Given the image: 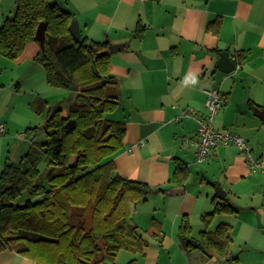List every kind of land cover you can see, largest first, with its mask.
Segmentation results:
<instances>
[{"label": "crops", "instance_id": "crops-1", "mask_svg": "<svg viewBox=\"0 0 264 264\" xmlns=\"http://www.w3.org/2000/svg\"><path fill=\"white\" fill-rule=\"evenodd\" d=\"M56 1L78 22L81 38L126 46L109 54V73L118 80L120 94L113 118L126 126L112 160L119 176L151 187L153 204L143 216L135 211L133 222L150 244L143 256L125 251L127 263L264 264V122L255 115V110H264V0ZM3 20L0 13V26ZM138 22L145 31L134 38ZM222 52L236 65L230 74L216 68ZM34 63L0 56V124L5 127L0 173L11 163L12 150L23 145L25 153L29 150L25 129L43 126L48 110L59 104L50 105L56 90ZM211 89L223 100L213 118L215 130L242 137L259 167L252 169L234 145L219 144L202 163L196 161L190 141L197 138L195 118L205 115V91ZM176 160L188 167L183 186L171 179ZM217 186L225 193L223 199ZM180 187L181 195L170 194ZM225 198L237 211L216 215L204 227V214H199ZM188 215L194 239L220 224L231 227L225 258L207 259L195 251L190 261L193 254L182 250L177 237ZM0 264L35 263L16 249H5Z\"/></svg>", "mask_w": 264, "mask_h": 264}, {"label": "trees", "instance_id": "trees-1", "mask_svg": "<svg viewBox=\"0 0 264 264\" xmlns=\"http://www.w3.org/2000/svg\"><path fill=\"white\" fill-rule=\"evenodd\" d=\"M71 21V13L56 0H17L14 15L0 26V56L32 60L42 66L51 88L70 92L65 110L55 105L41 128L25 129L30 147L18 164L3 166L0 251L16 249L35 264H110L120 251L144 255L149 243L133 216L152 189L116 173L112 158L126 126L113 118L120 94L118 80L109 73L108 44L87 38L76 42L68 29ZM40 23L45 51L34 39ZM144 31L138 22L134 38ZM68 121H74L71 129L65 128ZM40 130L45 139L38 143L34 138ZM187 177V165L176 160L172 181L183 186ZM236 211L226 198L213 201L201 222L206 227L214 216ZM177 237L187 255L199 251L207 259L225 258L231 227L220 224L194 239L184 217Z\"/></svg>", "mask_w": 264, "mask_h": 264}, {"label": "built area", "instance_id": "built-area-1", "mask_svg": "<svg viewBox=\"0 0 264 264\" xmlns=\"http://www.w3.org/2000/svg\"><path fill=\"white\" fill-rule=\"evenodd\" d=\"M205 94L206 113L204 116L195 118L197 122V138L190 141L196 151V161L202 163L207 158L209 152L219 144L223 146L234 145L246 155L247 163L252 169L259 167V164L252 159L246 141L242 137L231 132H219L215 130L213 118L222 108L223 100L217 90H206ZM4 131V125L0 124V137ZM185 142L187 143L189 140Z\"/></svg>", "mask_w": 264, "mask_h": 264}, {"label": "rangeland", "instance_id": "rangeland-1", "mask_svg": "<svg viewBox=\"0 0 264 264\" xmlns=\"http://www.w3.org/2000/svg\"><path fill=\"white\" fill-rule=\"evenodd\" d=\"M16 1L17 0H0V13H1V17L2 18L3 17L4 18H6V17L9 18V17H12L14 15ZM54 90H56L55 91V94H53V97H50L49 98V99H53V101L49 102L50 105L58 102L59 104H61L63 110H65L66 105H67V102L70 99V92L67 91V90H63V89H54ZM41 127L42 126H40V128ZM44 139H45V135H44L43 131L40 130V132L34 138V141L39 143V142L44 141ZM26 146L27 145L21 146L23 148L21 151H20V148L21 147L18 150L17 149H15V151L12 150V152L10 154V159H9L11 163L18 164V162L20 161V158L24 155V153L26 151V149H25ZM152 206H153V204H152V198L150 199V196H149L146 202H144V203H142L140 205H137V207H136V213H138L139 215H142L143 216V213L145 211L148 212L149 210H151ZM157 209H158V207H157ZM159 209H161V208H159ZM201 214H205V212L204 213H200L199 214V217L201 216ZM190 215L191 216H193V215L195 216L196 213L195 212H191ZM186 218H187L188 221L190 220V216L189 215ZM189 223H190V221H189ZM152 224H153V222H151V226H152ZM191 234H192V225H191ZM149 238L151 239V238H154V237H153L152 234H150L149 235ZM147 241L150 244L149 240H147ZM194 253L195 252L193 251L192 252L193 255L191 254L192 256L189 257L190 258V261H192L193 257L196 255V253L195 254ZM126 256H128V255H127V253L125 251H120L117 254V256H116L114 263H110V264H129L125 260Z\"/></svg>", "mask_w": 264, "mask_h": 264}, {"label": "water", "instance_id": "water-1", "mask_svg": "<svg viewBox=\"0 0 264 264\" xmlns=\"http://www.w3.org/2000/svg\"><path fill=\"white\" fill-rule=\"evenodd\" d=\"M69 33L71 34L72 38L78 42L81 38L80 33V27L76 20H72L69 25ZM34 39L37 41L42 49V51H45V45H46V37H45V25L43 23H40L35 31ZM126 48L124 44H113L108 46L107 52L110 54L117 53L119 51H122ZM107 52H103L102 54H105ZM216 68L223 74H230L236 70V65L229 57V54L227 52H222L218 58ZM255 115L264 122V110H255ZM74 124V121H68L65 124L66 129H71ZM216 192L218 194V197L220 199H223L225 197V193L220 188V186L216 187ZM183 193L182 188H176L174 190L170 191V194L172 196H178ZM230 260V258H228Z\"/></svg>", "mask_w": 264, "mask_h": 264}]
</instances>
